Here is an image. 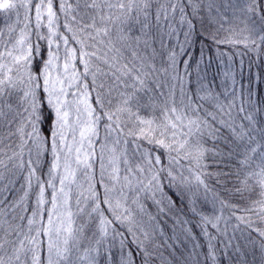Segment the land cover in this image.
I'll return each mask as SVG.
<instances>
[{"label":"snow or ice","instance_id":"snow-or-ice-1","mask_svg":"<svg viewBox=\"0 0 264 264\" xmlns=\"http://www.w3.org/2000/svg\"><path fill=\"white\" fill-rule=\"evenodd\" d=\"M0 15V264H264V101L230 70L264 56V0ZM225 56L230 91L206 76Z\"/></svg>","mask_w":264,"mask_h":264},{"label":"trees","instance_id":"trees-1","mask_svg":"<svg viewBox=\"0 0 264 264\" xmlns=\"http://www.w3.org/2000/svg\"><path fill=\"white\" fill-rule=\"evenodd\" d=\"M5 26V17L3 15H0V28H3ZM213 57H215V53H213ZM251 57V59H250ZM243 65L241 67V56L239 54L235 55L233 61L231 62V72L234 74L237 86L242 82L245 85V88L247 89L249 86L252 90V100L254 102L264 101V56L256 57L254 54H245L242 57ZM203 67V66H202ZM228 60L227 56L224 57V62H220L217 59H213V62L206 68V76L207 80L213 82V86L215 85H221L224 83H227L229 86V91L231 90V79H228L225 81V72L228 71ZM195 87V84L192 85ZM143 143V142H141ZM211 146L210 144L208 145ZM123 147V146H121ZM135 146L129 142L127 145L128 153L129 155L132 154L134 151ZM208 162L210 163L212 160L211 155L207 158ZM212 170H215L214 168ZM210 184H213L216 187H219V185H215L214 181H210ZM209 197L211 198V193H209ZM233 203L239 204L243 206L245 204V199L240 198L239 196L232 198ZM211 205H209V208ZM229 210H226V214ZM233 226H235V220L233 218ZM256 226L264 228V223H261L260 221H256ZM240 229L243 231V235L247 236L248 230L245 229V225L241 224ZM194 231L197 233V241H185L184 247L185 249H191L192 244L194 242H198L201 245H205L206 241L205 238L199 235V230L194 229ZM179 233V229H178ZM229 233L231 234V229H229ZM236 237L238 240L236 242H239L241 246L244 244V240L241 237V232H236ZM251 235L253 237L256 236L255 232H252ZM183 240V237H181ZM218 247H222V245H218ZM198 252L204 253L207 251L206 247L198 248ZM221 259H223L221 257ZM201 261L203 262V256L201 255Z\"/></svg>","mask_w":264,"mask_h":264}]
</instances>
